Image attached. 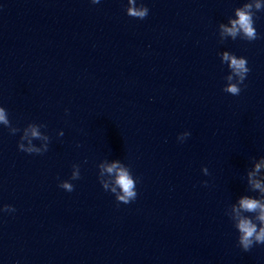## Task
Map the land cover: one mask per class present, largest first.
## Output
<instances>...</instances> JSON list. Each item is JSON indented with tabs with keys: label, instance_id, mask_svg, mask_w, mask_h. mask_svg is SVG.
<instances>
[{
	"label": "clouds",
	"instance_id": "obj_1",
	"mask_svg": "<svg viewBox=\"0 0 264 264\" xmlns=\"http://www.w3.org/2000/svg\"><path fill=\"white\" fill-rule=\"evenodd\" d=\"M92 4L100 3V0H91ZM126 14L132 18L143 20L149 14V9L143 3L137 6V0H127ZM264 11V3L261 0H246L242 6L234 9V17H229L227 23L218 25L220 40L227 38L236 40L238 37L246 41L258 39V33L254 26L256 13ZM221 63L226 64L229 74L225 77L226 84L223 91L233 96H238L241 85L247 78L250 68L245 57H237L229 51L219 53ZM67 111V110H66ZM0 125L15 135L21 132L18 150L27 154L43 155L48 151L50 137L41 129L46 128L45 124L28 123L23 129L13 126L9 119L7 110L0 106ZM58 136H63V131H59ZM191 135L185 131L177 136V140L183 142ZM38 140L39 146L33 143ZM252 167L246 173L247 190L258 193V196L243 194L239 196L235 203L231 204L226 210V215L236 229L237 244L244 251H250L256 245H264V156L259 159L253 158ZM99 169L98 179L105 191L115 196L117 203L129 204L137 198L136 184L137 179L132 175L130 168L121 160L105 159L97 165ZM204 175H209L207 167L201 169ZM80 165H72L70 180H63L59 187L67 192L74 191L71 180L80 179ZM207 186V182H204ZM16 209L11 205H3L0 212L12 213Z\"/></svg>",
	"mask_w": 264,
	"mask_h": 264
}]
</instances>
